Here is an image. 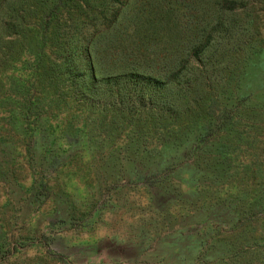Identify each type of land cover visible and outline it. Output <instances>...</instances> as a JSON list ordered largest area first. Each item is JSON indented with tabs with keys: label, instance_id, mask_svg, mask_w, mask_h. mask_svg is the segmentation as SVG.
Segmentation results:
<instances>
[{
	"label": "rangeland",
	"instance_id": "obj_1",
	"mask_svg": "<svg viewBox=\"0 0 264 264\" xmlns=\"http://www.w3.org/2000/svg\"><path fill=\"white\" fill-rule=\"evenodd\" d=\"M47 1L28 2L29 31L16 45L0 39L10 55L0 57V264H239L230 250H246H238L242 227L264 221V130L254 169L245 162L251 144L227 135L218 111V97L226 103V58H214L206 102L183 124L76 102L59 71L25 93L29 106L17 87L30 75L24 63L75 64L87 35L101 52L99 67L136 63L156 74L181 60L197 32V0H133L124 35L107 39L100 31L115 18L105 23L95 1L91 10L88 0ZM9 25L5 34H14ZM242 75L235 99L264 113V51ZM213 242L216 253L206 256Z\"/></svg>",
	"mask_w": 264,
	"mask_h": 264
},
{
	"label": "trees",
	"instance_id": "obj_2",
	"mask_svg": "<svg viewBox=\"0 0 264 264\" xmlns=\"http://www.w3.org/2000/svg\"><path fill=\"white\" fill-rule=\"evenodd\" d=\"M36 1L42 0H22L21 3L17 0H6L5 7L0 8L1 40L7 39V43L12 45L21 40L26 31H29L26 20L31 18L30 3ZM90 1H95L97 6L102 7L105 23L108 22V18H115L110 21V24L115 21L112 26L103 25L100 31L102 37L107 39V35L117 32L119 37L123 36L121 32L123 14L128 12L133 0H88V5ZM260 2V0H197L201 13L198 16L197 32L188 40L186 50L179 56L181 60L177 57L179 62L177 60L167 62L165 66L157 68L156 74L141 70V66L136 63H130L134 67L131 65L113 66L109 69L99 67V61L102 60L101 52L95 46V38L87 35L79 44L80 55L75 64L61 61L53 62L47 67L48 64L40 58L35 59L36 61L30 65L24 63V69H30V75L16 83L17 87L21 88L23 100L29 106L30 103H27L29 94L25 93H29L35 88L36 83H42V80L48 82L53 80V75L59 71L58 75L68 76L70 90L73 91L76 102H84L88 106L98 105L105 109L112 106L113 110H121L132 118L145 119L150 124H183L188 122L194 111L201 109L206 102L203 94L213 80L211 67L214 58L221 60L226 58V103L218 97V111L220 118L224 121L226 119L227 135L233 134L241 144L242 139L251 144L247 148L245 162L255 169L260 162L259 146L263 145L264 113L254 107H243L234 96L239 91L243 79L242 71L249 59L254 54L264 51V40L258 24L256 25V22L260 21L262 11L257 9ZM6 21L10 22L8 28L16 30L14 34H5V29L8 32ZM5 48L0 47V57L2 58L3 54L7 59L10 55ZM185 60L188 62L186 65L183 64ZM100 72L105 73L99 75ZM222 120H219L220 123ZM254 169L250 178L256 180L258 174H254ZM263 191L264 189L261 190ZM262 199L264 201V197ZM259 228L264 229V221L254 228L247 225L242 227L239 234L242 236L245 234V237L238 245V250L241 252L243 246L246 250L241 254H235L233 244L230 250L231 262L260 264L261 256L257 254L259 251L256 249L261 246L260 242L264 243V230L259 231ZM199 246L197 250H202L203 247ZM218 246V242H213L205 251V255H215L214 249Z\"/></svg>",
	"mask_w": 264,
	"mask_h": 264
}]
</instances>
